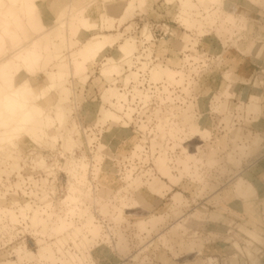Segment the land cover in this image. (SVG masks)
<instances>
[{
	"label": "rangeland",
	"instance_id": "rangeland-1",
	"mask_svg": "<svg viewBox=\"0 0 264 264\" xmlns=\"http://www.w3.org/2000/svg\"><path fill=\"white\" fill-rule=\"evenodd\" d=\"M84 1L82 17L91 24L88 32L82 31L77 20L72 18L76 12L69 10L74 0H42L39 3L38 13L45 25L39 32L43 39L37 40L36 44L44 58L38 66L41 67L40 74L30 81L39 85L49 72L63 73L57 98L64 111V120L62 124L55 122V110L47 107L43 118L33 127L34 133L42 130L40 135L24 133L20 140L14 141L15 149L4 148L2 154L10 157H0V197L5 196L0 208L18 214L20 207L31 209L49 200L47 195L40 197L46 193L52 199L56 213H62L65 206L61 203L72 188L79 193L76 195L84 207L77 204L74 214L69 216L72 227L69 236L56 240L45 236L42 239L44 244L39 247L34 235L33 241H26L27 249L22 242L14 246H19L18 251L22 252L16 255H25L24 259L30 260L29 263L4 254L0 255V264H67L70 257L74 258V264L79 258L90 259L94 264H250L246 253H251L259 264H264L263 223L257 217H250L251 221L257 219L251 222L236 216L228 205L234 196L245 200L249 197H246L248 193L244 188L250 184L248 181L255 163L264 154V0H170L168 4L166 0H154L158 6H167L166 15L162 13L156 18L157 22L142 16L151 0H144L141 8L137 2L129 4L130 0ZM90 6H101L96 19L90 20L86 16ZM11 9L14 6L9 4L8 11ZM183 11L190 14V20L198 21L190 32L178 23ZM59 18L66 20L63 27ZM139 19L143 20L138 23ZM137 23L140 35L147 29L151 39L148 25L166 24L167 36L159 43L167 45L170 60L151 65L146 62L151 49L147 47L140 52L137 37L129 35ZM74 28L77 35L71 36L70 30ZM159 32L160 26L156 34ZM101 34L115 45L86 70L73 71L70 62L76 50ZM34 36V32L25 27L17 31L11 44L28 48L30 44H27ZM126 41L133 44L134 56L122 66L123 75L109 81L100 78L102 64L116 57L118 47ZM141 43L147 44L143 39ZM201 54L208 57L210 63L199 83L194 85L197 102H188L185 108L172 106L169 112L155 110V135L150 143H145L140 137L142 134L137 136L128 124L132 123L130 103L135 96L127 98L128 109L118 111L116 103L125 92H121L117 84L123 85V90L127 89L131 83H138L141 73H147L152 84H162L163 93L167 91V101L173 105V99H180L179 94H175L178 89L168 92L167 88H182L187 94L184 83L189 86L191 78L183 67L186 63L190 65L191 58L197 62ZM234 57L251 60L252 64H234L227 60ZM155 71H174L176 77L167 83L168 79L162 75L155 82ZM92 72H95L93 83L101 82L102 90L94 102L83 104L80 122L103 128L101 141L92 151L93 162L84 161L85 172L70 157L58 164L46 163L41 153L45 155L59 147L60 155L71 156L74 150L85 144L84 138L74 135L71 98H74V88L86 85ZM124 79L130 82L124 83ZM106 89L116 92L112 98L111 91L106 92ZM134 93L140 92L134 88ZM144 97H140L141 101ZM79 101L82 103L83 99L79 98ZM128 114L131 120H128ZM124 122H127L126 126H122ZM139 130L145 131V126H139ZM89 139L87 137L88 144ZM198 146L203 150L202 158L195 154ZM144 147L147 154L141 157L138 153ZM28 150L38 154L35 166L45 175L38 184L39 194H34V205L20 203L15 198L6 199L10 189H21V163ZM97 154L102 156L99 161L95 160ZM125 157L130 161L137 159L139 174L129 172L123 176L119 173L121 159ZM56 171L65 173L56 186L61 187L62 196L58 199L53 198L54 189L48 182ZM13 175L17 179L15 182L10 179ZM133 202L138 208L127 211ZM79 210L83 214L78 218ZM260 211L264 215V203ZM8 217L1 215L0 224ZM28 225L31 227L29 220ZM93 226L97 229L96 235L92 234ZM55 242L61 246V253L53 246Z\"/></svg>",
	"mask_w": 264,
	"mask_h": 264
},
{
	"label": "bare ground",
	"instance_id": "bare-ground-1",
	"mask_svg": "<svg viewBox=\"0 0 264 264\" xmlns=\"http://www.w3.org/2000/svg\"><path fill=\"white\" fill-rule=\"evenodd\" d=\"M41 1L42 0H0V157H2L4 159L10 157L9 154H2L4 152V148L9 146V147L15 149L14 141L20 140L21 136L24 133L29 132L32 135L33 134L40 135L42 133V130L34 133L33 127L36 125V123H38V120L43 118L44 110L47 107H51L55 110V116H54L55 122H57L58 124H62V122L64 120V111H63L60 103L58 102V98H57L58 97V88L61 86L62 79L64 76L63 73L62 72H56V73L55 72H49L46 75V77H44V80L42 81V83L39 85H34L30 81V78L36 77L38 74H40L41 70H39V69L41 67H38V66L40 64V61H42V59L44 58V56H43L44 54L41 52L40 46H38L36 44L37 40L43 39L42 34H40L39 32H40V29L45 25L43 22L42 16L39 15V13H38L39 3ZM84 2H85L84 0H74L73 5L71 2L72 8H70L69 6L68 7L70 8L69 11H73L71 9H74L73 12H76V14L72 18H73V20H77V22L80 25L79 27H81V30L84 32H88L90 30L91 24L89 23L88 20H86L85 18L82 17V14L84 13V10H83V7H84L83 5H85V4H83ZM134 2H137L140 8L144 4V0H130L129 4H132ZM169 2H170V0H166L165 3L168 4ZM9 4L14 6V9H11V11H8ZM87 5H88V3H87ZM138 5H136L137 8H139ZM64 9H65V7H64ZM183 13H184V11H183ZM69 14H71V13H69ZM72 14H74V13H72ZM21 15H24V18H22ZM60 15H59V17H60ZM190 19H191L190 14H188L186 12L180 16V20L178 21V23H180L181 26H183L187 32L192 31V29H191L192 26L194 24L198 23V21H193ZM53 20H55V19H53ZM64 20L65 19L59 20L61 27H63V25H64ZM70 23H71V21H70ZM56 24H58V23H56ZM56 26L60 27L59 25H56ZM25 27H27L32 32H34V35H35L30 40L31 43H28L26 41L28 43L27 44L25 42V44H27V45L30 44V46L28 48H26L27 46L25 47V45L13 46L11 44V39L14 38L17 31L20 32ZM54 29H55V27H54ZM50 32L52 34L53 31H50ZM70 35L76 36L77 30L75 28L71 29ZM141 36L147 44L151 41V35H148L147 29L142 31ZM114 45L115 44L113 42H111L107 36H104L102 34L92 38L89 42L83 43L81 45V47L78 50H76L74 56L71 59L70 65L72 67V70L75 72L86 70V67L88 65H90L92 63H96L99 59H102L104 52L109 48L111 49ZM25 52H26V54H25ZM116 52L118 54L116 57H114L113 59L107 60L104 64H102L99 76H100V78L104 79L105 81L114 80L113 79L114 77L120 78L123 75L121 68L124 64H126L128 61H130L133 58L134 46L131 42L126 41L124 44H122L118 47V50ZM45 55H47V54H45ZM159 57L161 58L162 56L159 55ZM51 60H52V58H51ZM194 60H195V58L189 59V61H194ZM69 61H70V59H69ZM163 61L164 60H162V62ZM43 65H45V64H43ZM66 67H67V65H66ZM37 70H39L38 73H37ZM173 72H171V71H164V72L155 71L154 76H153V79H154L153 81L158 82L162 78V75H165V77L168 79L167 83L174 81L176 74ZM134 75L135 74H133V76ZM143 75H147V73L143 74ZM177 75L179 77L180 74H177ZM140 76H141V74H140ZM147 78H148V76H147ZM128 79H124L122 81L124 83H129L130 81ZM180 79H181V77H180ZM148 83L152 84L149 81V78H148ZM176 83H177V81H176ZM133 84H134L133 90H131L129 92L130 98H132V95H134L135 98L134 97L132 98V100L134 101L137 98L140 99L141 96H145L142 102L146 103V101L149 99V96L144 94V92L140 91V89L138 87L139 85H141L140 78H139V81L137 84H135V83H133ZM152 85L154 86V89L156 90L157 94L159 96H161V98H159L160 103L163 104V103L167 102V95H166L167 91L165 92L166 94L163 93L164 91L162 88V84H152ZM165 85H166V83H165ZM169 87L167 88L168 92H170ZM134 88H136L140 93L139 94L134 93ZM109 91H111V98H112L115 91L113 89H110V90L106 89V92H109ZM124 92L126 95L124 94L122 97H120V100L118 101V103H116L118 111L119 110L122 111V109H124V108L128 109V107H129L128 103H126L128 100L127 99L128 98V92L127 91H124ZM104 98H106V97H104ZM140 101H141V99H140ZM109 105L113 106L112 103H110ZM113 115L114 114H112L111 118H113ZM127 116H128V120H131L129 114ZM167 120L168 119H166V121ZM132 122H133V119H132ZM126 125H127V122H124L122 124V126H126ZM99 127H101V126H99ZM73 129H74V135L76 137L77 136L80 137L79 131L77 130V125H76V123H74V121H73ZM140 132L142 133L143 140L145 139V143H148V142L150 143L151 138L154 137V135H155L154 129L150 130V129H146V127H145V131H143V132L140 131ZM147 133L150 134L149 137L147 136ZM88 138H90L88 145H90L94 141H96L95 137L94 138L88 137ZM98 143H100V141ZM143 149L141 152L138 153L139 156H141V157L144 155ZM202 152H203V150L201 149V147L198 146L195 148V154L197 156H200V158L203 157ZM72 155H73V153L71 154L70 159L72 158ZM81 156L82 157L79 160H76L74 158H72L73 160L72 159L71 160L78 163L79 166L81 167V170H83L82 172H85L86 166L84 164V161L87 160L88 163L89 162L92 163L93 157L89 158V160H88V158L85 156V154H81ZM101 157L102 156L100 154H97L96 159L95 158L94 159L96 161H99V160H101ZM98 163H100V162H98ZM40 165H42V164H40ZM12 168H14V167H12ZM5 170L3 169V171H5ZM90 170L92 171V168H90ZM129 172H131V171H129ZM129 172L124 173L123 176H126ZM76 175H78V174H76ZM78 177H79V175H78ZM85 180H86V178H85ZM0 181H1V178H0ZM84 182H82V183H84ZM87 188H88V186H87ZM77 193L78 192H76L75 189L72 188L70 190L69 194L63 199V202L61 204L63 206H65V210L62 211V213L61 212L56 213L55 208L53 206L52 199L46 193L42 194V196H40V197H44L47 195L46 198H48L49 200L43 202L42 205L35 206L31 209H23L20 207V208H18V214L13 213L11 211H8V208H3V210L0 208V218H1V215L9 216L8 220H3L2 223L0 224V246H2L1 244L5 245V246H7V245L10 246L11 252L9 253V256L16 257V259L18 261L22 262L24 260H27V259H24L25 255L17 256L16 253L19 255L20 251H18V250H20L21 248L19 246L14 247L15 244L17 243V241L14 238L15 236L13 235V231H15L14 230L15 226L23 224L22 222H25V226H24L25 230H28L32 236H34V235L36 236L35 237L36 238V245H38L39 247L44 244L42 239H44L45 236H52L55 238V240L63 238L65 236L66 237L69 236L70 231L72 229L71 223H69V216L74 214L75 210L77 209V206L84 207V203H82V201L78 198V196L76 195ZM84 193H85V191H84ZM4 197H0V204H2L5 201ZM34 197H35V195H34ZM133 203H134V205L132 204L133 205L132 207L127 208L126 209L127 211L136 210L138 208L136 206V202H133ZM77 204H79V205H77ZM78 212H79V214H76V213L75 214L78 215V218H79V216H81V213L83 214V211L79 210ZM84 214H85V212H84ZM17 215H19V216H17ZM83 216H85V215H83ZM28 220L30 221L31 227L28 225ZM80 220H81V217H80ZM93 225H95V224H93ZM95 226L92 227V234L93 235L97 234V229ZM1 236H7V240L6 241L2 240ZM37 236H41V238H37ZM22 243L24 245V248L27 249L26 243L24 241H22ZM53 244L52 245L55 246V249L58 250L59 253H61L62 252L60 249L61 246L59 247L56 242ZM13 247H14V249H13ZM15 250H17V251L15 252ZM22 251L24 253V250H22ZM40 251H41V249H40ZM20 253H22V252H20ZM41 254H43V253H41ZM46 257L48 258V256H46ZM245 257H247L249 259L248 260L246 258L249 262H251L250 264H259V262L254 259V256L251 253H246ZM35 258H36V256H35ZM40 258H44V257L40 256ZM6 261H8L10 263L15 262L12 260H6ZM43 261H45V260H43ZM26 262L29 263L28 260ZM67 262H68L67 264H74L75 263L73 257L67 258ZM76 263L77 264H94L92 262V260H90V259L85 260L83 258H79V260L76 261Z\"/></svg>",
	"mask_w": 264,
	"mask_h": 264
},
{
	"label": "built area",
	"instance_id": "built-area-1",
	"mask_svg": "<svg viewBox=\"0 0 264 264\" xmlns=\"http://www.w3.org/2000/svg\"><path fill=\"white\" fill-rule=\"evenodd\" d=\"M142 20L143 19H139L138 23H140ZM138 23L135 26V28L131 30L129 34V35H133L137 37V44L139 46L138 50L142 52L143 49L147 47L151 49V55L149 59L146 60V62L149 65L162 61L163 59L157 55L156 46L158 45L159 41L163 40L167 36L166 24L156 25V26L154 24L148 25V28L152 34V39L148 44H144V43H141L143 38L141 37L140 32H138V29H139ZM154 26L156 27L155 30L153 29ZM159 26H160L159 34L162 33V36H160L159 34L158 35L156 34L157 28ZM182 58H183V55H181V59ZM133 62H135V60H133ZM209 63H210V59L208 57H205L204 54H201L197 62L194 63L193 61H190V65L187 63L184 65L183 67L184 71L186 72V75L191 78V82H190L191 84L188 86L186 85V82L184 83V86L188 92L187 94H185V92L182 91V88H178V87H176L175 89L169 88V91L173 89L174 92L178 89L175 92V94H179V96L177 97H179L180 99L179 101H175V99H173L174 100L173 105H171L169 101L161 104L158 99L159 95L154 89V86L148 83L147 75H143L141 73V76H140L141 85H139L138 87L141 92H144V94L149 96V99L147 100L146 103H143L142 101H140V99L137 98L133 102L130 103V107L133 110V113H132L133 122L129 123V128L132 127L133 132L136 133L137 136H140L139 134H142V133L139 130V126H141L142 124L146 127V129H150V130L155 129L157 125V120L155 116L153 115L155 110L161 109L163 112H169L172 106L185 108L188 102L196 103L197 98H198V93L195 91L194 85H197L199 83L200 78L204 75L206 66ZM193 69H195L196 72L193 71ZM117 85L120 87L121 92L127 91L128 97H130L129 92L131 91V87L134 84L131 83L127 87V89H124V90H123V85L121 84H117ZM174 92L171 97H173ZM182 95L183 97L181 98ZM99 102L101 103L100 96H99ZM86 103H87L86 99H83V102L81 103L75 93H74V98H71V107L73 108L72 117L74 118L73 121L77 125V130L79 131L80 138H84V141H85V144H82L79 150L76 149L73 152L72 158L76 160H79L82 157L81 152H84L85 156L89 159L92 156V151H94V149L96 148V143L101 141V138L103 135V130H102L103 128L99 126H94L92 124L84 125L83 123L80 122L82 118V114L80 112L82 110L81 107L83 106V104H86ZM149 135L150 134L147 133L148 137ZM87 137H92V138L95 137L96 141L88 145ZM140 137L142 138V136ZM145 148L146 147H144L143 151H144V154H147ZM60 151L61 149L58 147L57 149H55L54 151H51L48 154L43 155L41 153L40 155L44 157L46 163L54 165V164L61 163V160L65 161L64 160L65 158L70 157L69 154H65V156L60 155ZM24 153H25L23 154L24 162L21 163L22 169L20 171L21 172L20 173L21 184H22L21 189L19 190L10 189L9 194H8L9 196L7 195L6 199L7 201H9L11 198H15L20 203L28 202L34 205L36 203V198L34 197V194L36 193L39 194L40 190H39L38 184H40L41 179L44 178L45 175L37 166H35L36 164L34 161L37 160L36 156L38 154L34 152H30V150L25 151ZM121 160H122V167L119 169V173L121 175L129 171H131L133 175L140 173V170H139L140 168L138 167L139 165L136 163L137 159L130 161L129 158L126 159L125 157L124 160L123 159ZM62 176H65V173L63 171H56L54 176H50L48 178V182L50 183L49 186H52L54 189L53 198L56 197V199H58V198H61L62 196L60 192L61 187L60 188L56 187L58 185V179H60L61 181ZM10 179L12 182L17 181L14 175L10 177ZM35 183L36 185L34 186ZM22 223L23 224L15 226V229H14L15 231H13V235L15 236L14 238L16 239L17 242L24 241L26 243L27 240L33 241V236L30 234L28 230H25V227H24L25 222H22ZM1 237H2V240H5V241L7 240V236H1ZM1 245L2 246H0V255L6 254L7 256H9V253L11 252L10 246L8 245L5 246L3 244Z\"/></svg>",
	"mask_w": 264,
	"mask_h": 264
},
{
	"label": "crops",
	"instance_id": "crops-1",
	"mask_svg": "<svg viewBox=\"0 0 264 264\" xmlns=\"http://www.w3.org/2000/svg\"><path fill=\"white\" fill-rule=\"evenodd\" d=\"M158 1V0H157ZM101 6H90L86 11V16L92 20L96 19L101 11ZM162 13L166 15L167 13V6L163 7V4L157 5V2L154 0L150 1L149 6H147L146 11L143 16H145L146 20L157 22L156 18H160ZM161 20V19H160ZM164 22L163 20H161ZM156 51L159 55L164 58V61L170 60L171 57L167 52V45H161L160 43L156 46ZM169 55V56H168ZM229 62L236 63H243V65H250L252 64L251 60L247 59H237L236 57L227 59ZM95 72H92L90 79L88 80L87 84L83 87L77 86L74 88V93L82 99H86L89 102H94L98 94H100L102 90V83L95 85ZM251 178L249 179V185L244 188V191L248 193L246 200L243 198L237 199L234 194V199L228 201V205L233 208V211L236 216L243 217L249 221H251L250 217H257L261 220L264 226V216L263 213L260 211V206H263L264 203V154L257 160L255 163L254 170L250 175ZM257 220V219H256ZM254 220V221H256ZM251 221V222H254ZM256 223V222H255ZM28 260V259H27ZM30 261V260H28Z\"/></svg>",
	"mask_w": 264,
	"mask_h": 264
}]
</instances>
